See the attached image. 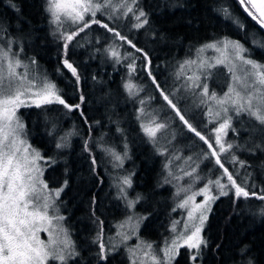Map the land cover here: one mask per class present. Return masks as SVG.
Returning a JSON list of instances; mask_svg holds the SVG:
<instances>
[{"label":"trees","instance_id":"16d2710c","mask_svg":"<svg viewBox=\"0 0 264 264\" xmlns=\"http://www.w3.org/2000/svg\"><path fill=\"white\" fill-rule=\"evenodd\" d=\"M137 2V9L147 14L148 23L143 28H133L132 24L135 20L131 16L122 17L123 28L120 24H112L103 14L98 13L97 18L121 31L138 48L143 49L149 56L150 64L126 43L114 41L112 33L98 24H92L84 32L79 33L69 45L67 58L77 67L80 75L77 84L71 73L63 68L62 62L65 58L63 41L50 23V15L46 10L47 0H0V46L6 48L4 37H27L32 44L27 47L25 58L29 61L35 60L44 66L50 75L48 77L46 74L47 77L56 84L69 103H80V96H84L81 108L73 112H67L61 105L41 108L21 107L18 110V115L25 125L26 139L46 161L49 160L43 175L48 187L52 190L63 188L58 200L65 222L71 230L76 252L79 253L69 262L70 264L125 263L123 248V250L119 248L116 254L108 251L109 240L115 234V226L125 217L127 211V205L120 196L121 191L114 185L117 174H127L130 177L132 185L129 190L135 196L151 197V204L154 207L147 210L149 215L144 221L142 230L144 239L152 238L153 242H156L168 232V228L162 232L161 225L167 226L170 217L174 215L173 204L176 192L170 185V180L173 178L167 179L163 175V165L165 156L172 151L168 150L165 155H161L158 150L167 147L166 133L161 135L159 140L163 146L158 144V147L149 142L143 134L140 121L137 120L140 99L146 101L144 107L149 108L150 113L157 112V107L162 106L163 112L156 114L158 119L167 122L169 128L180 125L188 134V138L197 141L189 153H194L192 160L199 163L196 165V172L201 179L198 185L216 175H221L222 170L215 165V158L208 160L204 159L202 154L199 156V149H203L204 152L207 150V145L189 132L178 118L170 122L166 120L167 115L174 117L175 114L164 106L159 92L154 90L148 77V70L166 92L175 93L177 89H181L184 93L182 101L175 100L174 96L172 98L182 110L190 100L195 102L196 111L191 118L184 110L183 112L202 134V130L207 128L203 134L207 137L210 136L211 131L208 126L211 124L205 119L206 106H200L196 103L198 100L193 94L190 95L177 86L174 77L177 61L192 58L194 49L202 43L228 37L248 49L246 54L251 59L254 58L264 64V48L253 43V38L258 36L257 34L264 38V32L243 10L238 0H137ZM248 7L250 8V5ZM223 9L228 10L227 16ZM71 30H75V26L69 31ZM137 33H141L144 37L152 36V41L163 38V41L169 42V46L167 50L152 47L143 39H138ZM97 34L103 35L99 42L94 39ZM114 43L122 45L119 47L122 55L126 56L128 52H132L138 57L136 70L131 77L127 70L130 59L116 63L115 59L108 55L107 63H102L101 54H98L99 48L106 46L109 48ZM175 48L179 54L177 59L170 58L175 53H169ZM17 50L13 49V52L17 53ZM167 63L168 67L159 73L162 66ZM221 76L222 81L229 80L228 71L224 70ZM102 79L108 81L110 94L104 102L99 103L100 94L106 92L103 88L101 91L97 90L100 87L98 81ZM128 81L143 88L137 98L129 97L124 89V84ZM64 114L67 115L65 126L56 130L55 123L50 117L59 118ZM73 115L79 123L76 127H72ZM255 124L252 120V127L256 128ZM117 132L116 137L114 134ZM62 137L65 138L63 141L65 146L57 149L56 144L61 142ZM106 149L114 150L124 157L123 164L118 166L119 171L113 165L117 161L112 159L113 164L109 161L108 158L112 155ZM174 154L182 153L176 151ZM236 154L246 162L243 169H254L257 166L264 170V161L260 165L253 161L259 155L258 152L252 153L248 148L246 153L236 151ZM204 161H206L205 166H201ZM224 163L227 167L226 162ZM205 171L210 173L203 176ZM65 181H67L66 186ZM181 181L184 185L188 184L183 178ZM248 191L256 193V190ZM241 202L242 197L234 198L232 193L221 195L213 203L203 229V236L208 243L206 249L208 256L204 260L206 264H245L246 262L264 264V220L262 223H257V219L245 216ZM160 206L162 210L153 213V209ZM150 227L152 229L157 227L158 232L155 237L149 235ZM98 239L105 245V259H100ZM205 248L202 245V251ZM189 255L186 248L179 249L177 264H185L181 260L183 258L188 264H192ZM197 259L201 262V259Z\"/></svg>","mask_w":264,"mask_h":264},{"label":"snow or ice","instance_id":"6c2138e0","mask_svg":"<svg viewBox=\"0 0 264 264\" xmlns=\"http://www.w3.org/2000/svg\"><path fill=\"white\" fill-rule=\"evenodd\" d=\"M47 11L51 15L50 23L55 25L59 31V38L63 41V50L65 58L63 59V68L71 73L77 84L80 81V75L77 67L67 58L69 45L79 33L84 32L92 24H98L112 33L114 41L119 40L129 45L136 53H140L142 58L150 64L149 56L143 49L138 48L135 43L121 31L111 27L108 23L102 22L97 18V14H107L108 19L113 22L119 21L122 17L131 16L135 23L132 27L135 29L143 28L147 23V14L143 10H138L137 0H47ZM240 4L248 15L262 28H264V0H240ZM251 6L250 8L248 6ZM225 15L228 10L223 9ZM89 17L90 19H86ZM239 23V21H236ZM68 24L71 28L75 26V30H63ZM241 27H243L241 25ZM259 47L264 48V44L253 41ZM115 43L106 49L108 55L115 59L116 63L121 60L130 59L128 63L129 76L136 70V59L132 52H128L126 56L122 55L119 47ZM212 49L220 53L222 58L218 57L214 60L207 56H198L197 59L185 60L179 65L176 73V79L183 80L181 88L184 91L191 92L197 97L200 106H207L209 124L216 122L218 127L212 129L215 133V145L210 142L211 137L203 135L196 127L186 118L183 110L178 103L172 98L175 93H169L161 87L156 77L148 70V77L154 86V90L159 92V96L164 101V106L174 113L173 119H179L184 127L203 144L207 145L202 155L204 159L211 160L215 158V165L222 170L221 176L215 180H209L204 188L200 189L195 195L204 194L203 203L195 205V209L200 210L198 217L199 223H193L191 234L181 233L178 239L172 241L170 247L164 250V257L160 258L151 253V245H147L149 252L145 255L149 256L152 264H170L172 259V251L178 247V240L185 239V243L189 249H195L192 254V260L195 262L200 255L201 246H206L207 242L200 236L202 228L208 219L207 213L211 211V202L218 197L208 195L211 185H215L220 195H229V191L234 189L236 198L250 196L259 200H264V189L262 194L249 192L246 190L247 179L243 184L238 183L236 177L239 173H233L225 167V163L221 158V154L230 152L234 145L225 143L223 137L227 135V131L232 129L233 115L241 117L247 115L250 120H254L259 125L257 129L264 136V64H261L245 55L246 49L238 41H231L225 38L223 41L210 43L197 49L198 54L204 53L206 50ZM32 64L36 61L32 60ZM218 65L228 67L231 82L228 84L227 91L223 96H218L215 92L209 91L207 83L208 79ZM193 66L195 72L192 71ZM24 68V72L17 69ZM191 73V74H190ZM124 89L129 97L137 98L143 88L128 81L124 84ZM181 89H177L179 92ZM84 103V96H80V103L71 104L61 94L57 86L49 81L46 77L39 79L34 77L28 71V65H25L19 59V53H13L12 42L9 41L7 47L0 46V264H49L50 261H56L57 264H68L70 260L79 255L76 252L72 241L68 238L67 230L62 226L53 228L49 232V241L46 244L39 240L36 233L40 230L48 231V228H37L38 222H52L63 220L62 216L49 215L50 211H56L53 193L48 191L47 195L41 193L47 190V185L39 179L41 172L37 161L43 159L41 154L32 149L23 139L24 123L17 115L21 107L41 108L48 105H61L67 112H73L81 108ZM140 108L137 109V120L140 121V128L143 134L148 138L154 146L158 147V141L161 135L167 132L169 125L167 122H161L156 114L148 113L145 110L146 101L140 99ZM59 111V109H56ZM83 115V113H81ZM120 131V129H117ZM235 131V129H232ZM72 135V133H68ZM64 137L61 142L56 144V148L60 149L65 146ZM259 148L260 145H257ZM85 150H88V143L85 142ZM161 155H165L168 149L158 148ZM113 159L118 162L116 166L123 164L120 154L114 150L106 149ZM127 153H125V156ZM179 159V157H175ZM189 161L192 157L187 158ZM171 161H169V164ZM231 163L239 164L241 168L245 167V161H240L235 155L231 157ZM95 164V160H93ZM165 165V168L169 167ZM196 168L191 171H184V176L193 177ZM171 174V172L169 173ZM226 177L227 182H222ZM250 177V174H249ZM182 177H176L177 180ZM199 179L198 176L193 177ZM122 185L131 187L130 177H124L121 180ZM67 181H65V186ZM63 188L55 190L54 195L59 197ZM120 191H125L121 187ZM189 197L188 199H193ZM187 204L185 200L179 207ZM131 206V203H130ZM264 214V209H261ZM194 211L190 210L188 216L192 218ZM188 228V225H185ZM175 231V228H173ZM55 233V235H53ZM61 234L63 238L61 239ZM127 237H125L126 239ZM100 259H105V245L100 243ZM135 264V261H134Z\"/></svg>","mask_w":264,"mask_h":264},{"label":"rangeland","instance_id":"374dc122","mask_svg":"<svg viewBox=\"0 0 264 264\" xmlns=\"http://www.w3.org/2000/svg\"><path fill=\"white\" fill-rule=\"evenodd\" d=\"M47 7H48V4H47ZM49 15H50V13H49ZM103 15L108 18L107 14H103ZM86 19H90V18L86 17ZM50 20H51V15H50ZM111 22L114 25L120 24V27L123 28V19L122 18L117 22H113L112 20H111ZM52 26L59 33L60 30H57L55 25L52 24ZM63 30L69 31L70 30L69 25L66 24L65 28ZM8 31H10V30H8ZM257 35L258 36L253 38V41L255 40V41H258V42L264 44V38L259 34H257ZM102 37H103V35L97 34L94 39H96L97 42H99L102 40ZM137 38L143 39V41H146L148 45L155 47V48L160 47V48L167 50V48L169 46V42L163 41L164 40L163 38L155 39L156 36H154L155 40L152 41V39H153L152 36L144 37L141 35V33H137ZM225 38H227L228 40H231V41H236L232 38L224 37V39ZM224 39L218 40V41H223ZM4 40L6 41L7 45H8L9 41L12 42V51H13V49H18L17 53H19V59H21L25 65H28V71L30 72V74L32 76L37 77L39 79H43L46 77L49 81H51V79L48 78V77H50V75L48 74L47 70L44 68L43 65L39 64L37 61L35 64H32L31 61H29V59L25 58L27 56L26 55V49H27V47H29L32 44L31 41L27 37L19 36V38H15V37L10 36V37H4ZM209 42L215 43L217 41H209ZM209 42L202 43L201 45H198L194 49V52L191 56L192 58H190V59H197L198 56H201V57L207 56L213 60L215 58H218V57L222 58L220 53H217L216 51H214L212 49H208V50H206V52L198 54L197 49H200L202 46H204L206 44H210ZM7 45H6V47H7ZM107 47L108 46H106L104 48H99V51H98V54H101L100 57L102 59L103 64H106L107 63L106 61H108V53H107V51L105 52V50L108 49ZM170 48H171V46H170ZM177 52H178V50L176 48H175V50H172V52H169L171 54L175 53V55L171 56L170 58L177 59L176 57L179 56V54ZM245 55L248 56L246 53H245ZM248 57L251 58L250 56H248ZM185 60H187V59L177 61L178 65L175 67V72H174L175 73L174 74L175 79H176V73L179 69V65L181 63H183ZM253 60L259 62L258 60L254 59V58H253ZM167 67H168V63L165 66H162L159 73H162V69L167 68ZM127 70L129 71L128 68H127ZM224 70H225V72H227V71L229 72L228 67H226L224 65H218L215 69H213L212 75L204 81L205 83H207L210 93L215 92L218 96H223L224 92L227 91V88H228L227 84H229L231 82V77L229 75V80H226V82L222 81L221 74ZM17 71L24 72L25 69L20 68V69H17ZM192 71L195 72L194 66H193ZM46 74L48 75V77ZM51 82L54 83L53 81H51ZM176 83H177V86L181 88L183 80L182 79L179 81L177 80ZM98 85L100 86L99 88H97L98 91H101V88H103L104 91H106L105 94H100V96L98 98V102L102 103L105 101L107 96L110 94V92L108 91L109 83L107 80L102 79V80L98 81ZM225 86H226V88L224 90ZM187 93H189L190 95L192 94L191 92H187ZM183 95H184V93L181 90L179 92H175L174 99L181 102ZM196 100H198L197 97H196ZM196 103H198V101H196ZM140 106L141 105L138 102V108H140ZM31 107H35V106H31ZM145 110H146V112L150 113L149 108H146ZM156 110H157L158 115H159V113L163 112L164 109L162 106H158ZM183 110H184L185 114L191 118L192 115H194V113L196 111L195 102L193 100H190L185 105ZM205 111L207 112V106H206ZM157 112L155 111L154 114H157ZM17 115H18V112H17ZM66 118H67V115H65V114L61 115L59 118L50 117L51 121L53 123H55L56 130H57V128H62L65 126L64 122H65ZM157 118H159V117L157 116ZM210 118H213V117H209L208 115H206V117H205L206 122H208ZM19 119L21 120L20 117H19ZM166 120L170 122L173 120V117L171 115H167ZM162 122H164V121L162 120ZM254 122L256 123L255 124L256 128L252 127V125H251L252 120H250L247 115H243L241 117H236L235 115H233L232 129H235V131H233L232 129H229L227 131V135H225L223 137V140L225 143L233 144L234 148L228 153L221 154V158L224 160V162H226V166L228 167L229 171H231L233 173H237V172L239 173V175L236 177L238 183L243 184L244 181L247 179L246 190H251V191L256 190L257 194H262V189H264V170L260 169L257 166L254 169H252V168L243 169L240 167V165L238 163L235 165L233 163H231L232 155H235L238 158V160L243 161V159L236 154V151H241L242 153H246L248 151V148L251 149L252 153H254V152L259 153V155L256 157V159L253 160L257 165H260L264 161V139H262L263 136L261 135L260 131L257 130L259 128V125L257 124L256 121H254ZM78 124L79 123L76 121V119L73 115L72 116V127H76ZM208 127L210 128L209 131H211L209 133V135L211 137L210 142H212L215 145V133L212 131V129H214L215 127H218V123L213 122ZM205 130L204 129L202 130L203 134L205 133ZM24 132L25 131L23 130V139H25L27 144L30 145V143L28 142V140L25 137ZM166 135H167V138H166L167 147L166 148L172 152H170L171 155L168 153V155L165 156L164 165H163V175L167 179H168V177L173 178L170 180V182H171L170 185L173 188H175L176 197H174V204H173L174 215H172L170 217V220H169L167 226L161 225V229L163 230L162 232L165 231V228H168V232L166 234H164L163 236H161L160 239H157L156 242L155 241L153 242L152 238L144 239L145 236L142 235L144 221H145L146 217L149 215V214H147L148 213L147 210L154 207V205L151 204V197L141 195L138 198L137 196H135L134 193H132L129 190L130 187H128L126 185H122L121 180L124 177H128L127 174H125V175L124 174H119V175L117 174V176H115L114 185L117 187V189L120 190L121 187H124V189H125V191L123 193L121 192L120 196H121V199L124 201V203L127 205V211H126L125 217L122 218L117 223V225L115 226V234H114V237L109 240V244L111 246L109 245L108 251L109 252L110 251L111 252L116 251L117 250L116 246H118V248H120V249L123 248L125 251L124 257H126L124 264H134V261H135V264H152L150 257L145 255L146 252H149L147 245L152 246V248H151L152 254H155L162 259L165 258L164 257L165 248L170 247L172 245V241L178 239V237H180L181 233L186 232L188 235H190L191 231H194V228H192L193 223H196V224L199 223V220L196 217H198L200 210L195 209V205L198 203H203L205 196H204V194H200V195H195V194L199 193L200 189L204 188L205 185L208 184L209 180H205L202 184L198 185L200 183L201 179L198 176L197 172L193 174V177L198 176L199 179H194L193 177L183 175L184 171H191V168H193V167L197 169L196 165L199 163L194 162L193 160L189 161L187 159L188 157H193L194 153L190 154L189 152H191V149L197 143V141H195L193 139L191 140L190 138H188L187 137L188 134L183 129V127H181L180 125H176L174 128H168ZM114 136L117 137L118 132L115 133ZM58 137H59V135H58ZM158 144H160V146H163V143H161L160 141H158ZM257 145H260V147L258 148ZM31 148L35 149L32 146H31ZM175 149H176V151H178L182 154L175 155L174 152H176V151L173 152V150H175ZM199 150H200V154H199V156H200L203 152V149L200 148ZM36 151H38V150H36ZM41 156H42V154H41ZM175 157H179V159H176ZM108 159L113 164V162H114V161H112L113 157L109 156ZM212 159H214V158H212ZM169 161H171L170 164H169ZM206 161H204V163L201 166H205ZM47 162H49V160L47 159V161H46V159L44 157H43V159L37 161V163L39 164L40 169H41L39 179L42 180L43 183L46 185H47V183H46L45 179L43 178V175H44V172H45V169L47 166ZM117 164H118V162H115L113 165L117 169V171H119L118 166H116ZM166 164H169L168 168H165ZM170 172H171V174H169ZM209 173H210V171H205V173H203V176L205 174L208 175ZM249 174H250V177H249ZM220 176L221 175H216L210 180H215ZM176 177H182L183 179L188 181V184L184 185L182 183L181 179L177 180ZM222 182H224V183L227 182L226 177L223 178ZM131 185H132V183H131ZM182 185H184V186H182ZM48 191H51L53 193L52 200L54 201L55 209H56V211H54V212L50 211L49 215L62 216L64 218V215L61 212L60 202L58 200L60 195H59V197H56L54 195L55 190L50 189L48 187V185H47V190L43 191L41 194L47 195ZM234 191H235L234 189H231L229 191V194L233 193L234 198H235ZM118 193H119V191H118ZM208 195H214V196H217L218 198L221 196L218 188L215 185L210 186V190L208 192ZM189 197H194V198L188 199ZM185 200H187V204H185L184 207H179L178 205L182 204ZM215 201L211 202V205H210L211 209H212V205ZM130 203H131V206H130ZM241 203H243V206L242 205L241 206H242V209L244 210L245 216H248V218H250V216H251L252 218L257 219L256 220L257 223H262V221L264 220V214L261 213V209H264V200H259V199H256L255 197H252V196H250L249 198L242 197ZM160 209L162 210V206H160V208L153 209V213L156 211H160ZM190 210L194 211V215L192 218H190L188 216V212ZM209 213L210 212L207 213L208 217H209ZM206 223H207V221L205 222V224L202 228V231L200 233V236L204 240H205V238L203 236V229H204ZM186 224L188 225L187 229L185 228ZM59 226H62L64 229L67 230L68 238L72 241V243L75 247L74 240L71 236V230H70L69 226L66 224L65 219L60 220V221L54 220L52 222V225H48V223L46 221L45 222H38L35 225V227H37V228H48L49 230L48 231L40 230L36 233V236L39 240H42L47 244L49 241V238H50L49 232H51L53 228H56ZM173 228H175V231H173ZM148 233L150 236L153 235L155 237L152 227H150L148 229ZM53 235H55V233H53ZM125 237H127V238L125 239ZM62 238H63V234H61V239ZM98 241H99V239H98ZM101 242H102L101 240L98 242L99 247H100ZM178 244H179V246L175 247L171 253L172 259L170 261V264H177L178 259L176 260V258L178 255V251L181 248H186L188 250V252L190 253V261L192 262V264H206L204 260L208 256L207 250H206L208 248V243L205 246L206 248L203 249V251H202V246L200 248V255L197 258L201 259V262L198 259H196L195 262H193L191 257H192V254L195 252V249H189L185 243L184 238L179 239ZM87 245H89V242L87 243ZM75 250H76V247H75ZM90 253H92V252H90ZM114 254H116V253H114ZM181 260H183L185 262V264H188L187 261L185 260V258H183ZM69 262H68V264H70ZM49 264H57V262L51 261ZM245 264H249V263L246 262Z\"/></svg>","mask_w":264,"mask_h":264},{"label":"flooded vegetation","instance_id":"af4514ba","mask_svg":"<svg viewBox=\"0 0 264 264\" xmlns=\"http://www.w3.org/2000/svg\"><path fill=\"white\" fill-rule=\"evenodd\" d=\"M153 231H154V235H156L157 234V232H158V229H157V227H155V228H153ZM117 247V250L116 251H114L113 253H116L118 250H119V248H118V246H116ZM109 253V252H108ZM108 253H107V255H108ZM114 258V257H113ZM112 258V259H113ZM189 258H190V255H189Z\"/></svg>","mask_w":264,"mask_h":264},{"label":"water","instance_id":"95a60500","mask_svg":"<svg viewBox=\"0 0 264 264\" xmlns=\"http://www.w3.org/2000/svg\"><path fill=\"white\" fill-rule=\"evenodd\" d=\"M238 1H239V3H240V0H238ZM241 6H242V5H241ZM250 7H251V6H250ZM242 8H243V10H244V7H243V6H242ZM244 11H245V10H244ZM245 12H246V11H245ZM246 13H247V12H246ZM247 14H248V13H247ZM249 17L252 18V16H250V15H249ZM252 19H253V18H252ZM253 20H254V19H253ZM254 21L257 23L256 20H254ZM257 25H258V26L261 28V30L264 32V28H262V27L260 26V24H258V23H257Z\"/></svg>","mask_w":264,"mask_h":264}]
</instances>
